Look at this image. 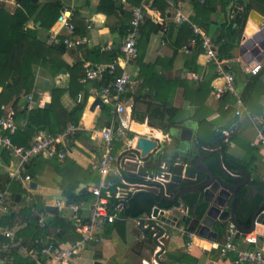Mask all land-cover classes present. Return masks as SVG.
<instances>
[{
    "label": "crops",
    "instance_id": "crops-1",
    "mask_svg": "<svg viewBox=\"0 0 264 264\" xmlns=\"http://www.w3.org/2000/svg\"><path fill=\"white\" fill-rule=\"evenodd\" d=\"M42 1L47 2L48 0ZM60 1L63 7H70L71 22L73 24L76 22L83 29V32L74 31L72 34L63 27L59 29L57 21L48 30L38 26V22H29L27 27L35 31V37H33L35 43L39 42L47 47H52L50 53L54 50V46L46 43V36L52 30L59 29V39L70 34L76 44L69 48L64 47L61 54L50 56V53H47L41 62H33L34 89L28 95L20 94L15 106L21 111L27 108L45 107L47 103L49 104L48 108H50L51 90H61L58 96L59 110L71 112L76 108L81 109L77 125L74 126V124L67 122L66 126V128L69 125L74 126L77 131L81 132L79 138L72 142L73 149L68 155L80 167H71L70 171L68 169L69 164H65L66 162L63 160L55 163L53 159L34 158L26 167L27 170L29 169V173H25L26 178L24 177L22 182L21 187H24L22 189L30 197L40 196L46 206L56 208L64 216H68L67 210L58 209L55 206L58 200L64 198L62 192L64 181L73 177V182L79 181L80 189L95 185L94 182L84 181L85 178L87 179L86 170L90 171L89 166L96 157V148L99 144L98 141L92 140V137L102 128L114 124L115 116L113 114L114 106L105 101V97L100 92L101 89L94 86L93 82L95 81L86 79L85 71L100 64L107 65L110 63L104 57L102 61H93L92 58H97V60L100 58L93 55L98 53L100 56L101 53L114 51L125 36L121 34V31L129 25L132 8L144 5L145 19L159 27V30L150 31L151 28L145 25V29L142 33L140 32L137 42L138 56L124 64V72L130 78L129 91L133 93L134 97L147 94L154 96V93H156L155 96L163 95L164 102L178 109L176 121L179 126L163 131L158 127L151 126L148 122L140 123L133 120L131 118L132 106L135 105L137 110H144L145 103L148 102L147 99H140L136 103L132 97H124L122 104L127 108L120 116L124 120L128 119L130 133L133 134L134 138L137 135H145L157 141L158 150H155L154 154L159 153L166 157L167 154H171L168 155L171 160L174 157L173 163L168 162L170 157H167L166 161L162 163L170 172L171 180L178 176L180 180L191 177L194 178L195 183L200 182L202 176L199 169L195 167V161L203 156L204 158L208 157V154H199L198 145L203 151H217L218 153L220 147L218 146V137H215L214 133L218 132L222 135L221 131L232 130L230 135L224 139L227 153L233 158L249 163L250 166L245 170L249 174V182L238 194L237 215L241 219V224L246 227L243 222L249 221L256 204L264 198V146L261 144L252 145L259 128L264 127V74L259 77L251 100L243 103V112L239 116H235L233 107H222L224 103H221V100L224 95L219 96L215 92V89L222 83V79L218 75L217 65L206 57L204 50L196 48L193 39H189L184 47H176L173 42L177 36V28L181 26V23L175 21L176 11L188 15V21L185 22L191 28L193 25L196 26L200 35L203 34L212 40L213 29L209 27L207 22L198 19L192 0H168V6L163 15H160L152 7L153 0H110V3H114L116 6L115 12L110 14L96 12V7L101 0ZM210 2H213L212 4L217 9L218 21L222 22L225 19L226 11L222 9L220 0H211ZM237 9L240 10L239 7ZM214 17L211 15V22L213 23ZM258 17L264 18L254 10L248 12L239 45L232 51V59L222 60V69L234 75L236 87L240 93L248 80L246 73L243 72L244 61L241 57L252 52V49L256 47V45L253 46L254 42L248 47L246 43L259 33L264 24V20ZM142 24L144 25V21ZM106 46H110L112 50L102 49ZM241 46L244 49L241 50ZM260 51L262 52V50ZM51 58L55 59L51 60ZM262 59L264 60V56ZM55 60H57L56 63L62 62L70 68L78 67V69L83 70L84 77L77 78V87L71 85L70 70L68 68L57 70L54 65ZM254 60L253 55L250 61ZM262 67H264V61ZM9 85L10 83L6 84L7 87ZM1 90L0 87V92ZM3 94L5 97L8 92ZM85 94L87 97L84 98ZM12 98L9 103L3 104L5 108L3 115L12 117L13 109L10 103L15 100V97ZM227 104L228 101L225 105ZM89 119L90 122L87 121ZM202 122L206 123L202 124ZM132 124L138 127H146L150 131L141 133L132 129ZM181 129L192 131L190 141H183L179 138L178 132ZM196 137L199 138L198 141L195 140ZM131 144L134 146L135 143L132 142ZM2 152L0 150V180H3L6 175L10 177L15 167V163L11 162V159L8 164H5L1 157ZM219 156L218 153L217 157L219 158ZM204 158L200 162H203ZM189 161H192V164H189ZM189 170L190 174H186V171L188 173ZM90 172L95 174V172ZM241 179H244V176ZM233 181L230 178L226 180L229 185H234L237 182L232 183ZM32 182L35 184L34 189L30 188ZM182 182H184L183 189L195 184L190 181H180V183ZM162 194L164 195V193ZM193 195L194 193L190 192L179 196L177 200L180 204L168 210L171 215L178 217V219L182 216L186 217V220L180 223L178 228L174 229L164 223L160 225L159 219L150 220L148 217L152 214L153 208H155L153 207L149 215L121 220L124 222V240L121 239L117 226L108 237L104 238L102 234L98 244L79 251L67 264H94L96 261L101 264H234L233 255L222 259L216 252V248L224 240L225 232L218 237V231H216V240H213L200 237L195 232L189 231L188 223L192 222L194 216L197 217L196 213H191L193 210L195 212L199 201L196 202L198 198L193 201ZM165 197L170 199L169 195ZM182 199L186 200V204L192 206V211V208L187 206V211L182 209L185 204ZM229 203L230 200L227 204L229 205ZM20 208H15L10 213H5L0 209V221L3 217L17 212ZM243 210L246 212L242 213ZM164 211L167 212V210ZM84 214H87V211H84ZM143 224L148 227L142 228ZM152 224H157L165 232L160 234V230L153 228ZM181 229L195 234L189 250H186L187 239L181 234ZM252 233L256 235L255 231ZM142 234L145 236L144 239L141 238ZM176 234L178 236L175 239ZM242 239L239 237L237 241L241 248H245L246 244L243 243ZM68 245L62 246L67 247ZM16 254L22 257L20 254ZM85 254H88L89 257L84 256Z\"/></svg>",
    "mask_w": 264,
    "mask_h": 264
},
{
    "label": "trees",
    "instance_id": "trees-1",
    "mask_svg": "<svg viewBox=\"0 0 264 264\" xmlns=\"http://www.w3.org/2000/svg\"><path fill=\"white\" fill-rule=\"evenodd\" d=\"M17 1L18 5L11 14L7 13L5 8L0 6V87L2 88L0 92V105L9 103V101L13 99L12 97H15V100L10 103L13 109L12 118L15 120L23 119L26 124L23 129L16 131L14 135H12L11 141L19 147L26 148L29 146L34 134L38 131H44L51 135H55L56 133H60L66 129L67 122L74 124V126L77 125L81 109L76 108L71 112L59 110L58 106L60 105L58 96L61 92L59 89L51 90L52 96L50 108H45L43 106L32 109L27 108L26 110L23 109L19 111L15 106L17 98L20 94L28 95L32 93L34 89L35 76L32 71L33 62H41L45 55L50 53V50L52 49V47H47L42 43H35L33 40V37H35V31L27 27V25L31 21H33V23L38 22V26L48 30L58 20L63 11V6L60 0H48L42 6H38L37 3H33L31 0ZM167 1L168 0H153L152 7H154L160 15H163L165 8L168 6ZM210 1L211 0H192L194 9L199 17L198 19L207 22L209 27L213 29L212 40L217 46L218 59H232V51L239 45L248 12L254 10L264 17V0H220L222 9L226 11L225 19L222 22L218 21L217 9L215 5L212 4L213 2L211 3ZM238 7L240 10L237 9ZM115 9V4L110 3V0H101L99 5L96 7V12L110 14L111 12H115ZM211 15L215 16L214 23L211 22ZM145 25H148V27L151 28L150 31L153 30V32H156L159 30V27L152 24L150 20L144 19V25L142 24L140 27L141 33L143 29H145ZM73 26L75 32H83V29H81L76 22ZM127 28L128 27H124V30L122 29L121 34L123 36L126 34ZM189 39H194L196 48L202 50L201 38L193 33L191 26L187 22H183L181 23L180 28H177V36L173 42L176 47H184L187 45V41ZM60 40V44L54 46V50H52L50 56H52V54L58 55L63 53L65 46L63 44V39ZM116 55L115 50L105 54L101 53L100 56H98L97 53L93 56L100 58H98V60L97 58H92V60L102 61L104 60L102 59L104 57L106 61L111 62ZM54 59L55 58H51V60ZM56 62L57 60L54 61V65L57 70L62 68H68L70 70L71 85L77 87L78 85L76 80L79 77H84L82 72L83 70L78 69V67L70 68L62 62ZM121 73L122 66L118 65L112 75L106 72L104 73L101 81H95L93 84L98 89H101L103 86H106L110 81H112L114 77L119 76ZM263 74L264 67H261L255 75L247 80L241 91V99L243 103H247L251 100L255 91L256 83L258 82L259 77ZM7 83H10L9 87L6 86ZM5 92H8V94L3 97V93ZM155 94L156 93H154V96L147 94L134 97L133 93H131L129 89L127 92L123 93V97H132L136 103L139 102L140 99L148 100V102L145 103L144 110H137L135 105L132 106L131 118L140 123L148 122L151 126L158 127L163 131L178 127L179 123L176 121L179 112L178 109L164 102L163 95L158 94L155 96ZM85 97H87V94L84 95V98ZM227 101L230 105L228 108L233 107V101L228 95H224L222 98L221 103H224L222 104V107L225 106ZM2 114L3 111L0 109V115ZM87 121L90 122V119ZM203 123L206 122H202V124ZM80 134L81 132L76 131L72 140L74 141L78 139ZM129 136L132 137L133 134L130 133ZM214 136L218 137V146L220 147L218 153L220 155V160L227 171L234 173L237 170H246V168L250 167L249 163L233 158L227 153V147L224 143V135L217 132L214 133ZM195 140L198 141L199 138L196 137ZM198 146L199 154L209 155L204 158L202 164L212 170L214 174H218L219 176L222 175V170L218 165L216 152L203 151L201 146ZM118 148L119 147L116 146V152ZM70 151L71 150H67L66 158L63 161L66 162L65 164H69L68 169L71 171V167L79 168L80 166H78L75 161L68 156ZM1 157L5 164L9 163L10 157L5 151L2 152ZM166 158V156L159 153L148 156L145 159L144 167L141 169V174L151 175L159 172L161 170V164L166 161ZM53 161H55V163L58 162L56 159H53ZM168 162L173 163L174 157ZM188 163L192 164V161H189ZM172 170L174 171V168H172ZM26 172L29 173V169H26ZM31 174L34 175L33 173ZM91 174L94 173H91L87 169V179L85 178L84 181L94 182V184H97L99 181V175L95 173L92 176ZM186 174H190V170L188 173L186 171ZM24 176H26V174ZM125 176L130 182L141 181L139 177ZM72 180H74L73 177L64 181V184L62 185L63 196L66 197L71 204L91 202L94 196L87 191V188L80 189L78 185L79 181L73 182ZM180 181L183 180H180L178 176H175L166 185V190L170 193V199L178 190L183 189L182 185L184 182L180 183ZM5 183H10L9 192L11 193V202L15 205H20L21 208L17 212H13L12 214L3 217L0 223L1 226L9 225L15 216L20 215L26 223L25 226L17 232V237L21 240L22 244L26 245L29 241L34 239H39L40 243H45L52 239L56 245H65L74 244L79 239V235L75 232L74 222L69 218V216H64V214L56 208L46 206L40 196H33L31 201L26 204L23 203V199L16 201V196L21 195L26 191L22 189L20 182L11 179L8 175H6L3 180H0V191L4 189ZM232 183H234V181ZM112 190L114 191V189ZM192 198L193 201L198 198L196 202L198 200V202H200L198 193H195ZM170 199L167 197L162 198L161 193L154 194L147 191L137 192L130 195L124 202L120 216L122 218L136 219L144 215H149L153 207H158L162 210H169L170 208L180 204L178 200H176L175 203H170ZM182 202H184V205L190 209L192 208V206L186 204L185 199H182ZM198 202L195 212L192 208L191 211H193L192 213L190 211V213H196L197 217H200L205 210V204H198ZM115 203L116 200L112 196L109 199V204L114 206ZM40 214L45 216V227L43 228H40L37 224ZM49 217L50 219H48ZM243 224L246 227H249V221L246 223L243 222ZM123 225L124 222L119 220L112 225L107 226L103 233L104 238L108 237L110 232L118 226L119 235L121 239L124 240ZM225 226L226 224L217 226L218 237L222 236L225 232ZM13 255L15 256L16 264H31L27 261V259L17 255L16 252H14Z\"/></svg>",
    "mask_w": 264,
    "mask_h": 264
},
{
    "label": "built area",
    "instance_id": "built-area-1",
    "mask_svg": "<svg viewBox=\"0 0 264 264\" xmlns=\"http://www.w3.org/2000/svg\"><path fill=\"white\" fill-rule=\"evenodd\" d=\"M143 9L144 5L132 8L127 32L115 49L116 57L107 65L100 64L85 71L87 80L97 82L102 80L104 73L108 72L112 75L118 65L122 66V73L114 77L112 81L100 90L105 97V101L114 106L113 114L118 127L113 131V124H111L102 128L92 137V140H96L99 143L96 148V157L89 166L90 171L99 175L98 183L87 188V191L94 198L89 203L71 204L64 197L55 204L58 209H65L69 212L68 216L74 222L75 232L79 235V239L67 247L56 245L52 239L45 243H40L39 239H34L28 242L29 245L22 244L17 237V232L26 223L20 216H15L11 224L0 226V264H16L14 252L20 254L31 264H67L79 251L84 250L88 246L98 244L107 226L123 220L120 212L123 209L124 202L130 195L140 191L151 192L150 190L154 188L157 189V194H162L166 185L171 181L172 176L164 164H161V170L157 173L151 175L141 174L145 159L150 155H154L155 150H158V144L147 157H142L140 155L141 151L135 148V144L134 146L131 144L132 142L135 143L136 137L129 136L128 119L124 120L120 116L127 108L122 104L124 98L122 94L127 92L130 87V78L124 72V64L129 63V61L138 56L137 42L140 35V27L146 18ZM174 18L178 23L188 21V15L181 11H176ZM71 19L70 7H63V11L57 20L59 29L63 27L73 34L75 30ZM263 25L262 27H264ZM59 29L52 30L47 34L46 43L48 45L57 46L60 44ZM192 31L201 38V49L204 50L206 57L217 65L218 75L222 79V83L215 89L216 94L219 96H230L233 101L234 114L239 116L244 110V105L241 93L237 90L234 75L222 69L223 61L218 59L217 46L213 40L203 34L200 35L199 29L194 25L192 26ZM63 44L66 48H69L74 46L76 42L72 40L69 34V36L67 35L63 38ZM102 49L112 50L110 46ZM262 64L263 62L255 60L244 63L243 72L255 75L262 67ZM228 107H230L229 103L225 105V108ZM0 109L5 111L3 105H0ZM25 124L24 120H15L10 115H0V150L5 151L11 162L15 163L10 178L20 182L21 185L25 177L23 175L26 173V167L34 158L64 160L67 150L73 149L72 137L77 131L76 127L70 125L63 132L55 135L38 131L32 137L29 146L24 148L14 144L11 141V137L16 131L23 129ZM216 131L218 130L216 129ZM231 132L232 130L221 131L225 137H228ZM259 144L264 146L263 126L259 128L256 138L252 142V145ZM116 146L119 147L117 152ZM131 167L133 169H130ZM125 175L139 177L141 181L130 182ZM9 187L10 183H5L4 189L0 191V209L5 213H10L15 208L20 207V205H15L11 202ZM112 196L116 200L114 206L109 204V199ZM21 199L26 204L31 201L32 197L25 192L20 195L19 201ZM9 204L12 209L9 208ZM84 211H87V214H84ZM148 218L150 220L157 219L152 214ZM37 224L40 228L45 227V216L40 214ZM160 225L162 224L160 223ZM147 227V225H142V228ZM181 234L186 236L185 246L186 250H189L195 234L189 233L184 229H181ZM237 234L238 231L235 225L228 221L225 226L224 240L216 248L218 256L225 259L233 255L234 264H264V251L256 247V235L254 233L246 234L242 239L246 247L241 248L240 243L237 241L238 238H236ZM141 238L144 239L145 236L142 234Z\"/></svg>",
    "mask_w": 264,
    "mask_h": 264
},
{
    "label": "water",
    "instance_id": "water-1",
    "mask_svg": "<svg viewBox=\"0 0 264 264\" xmlns=\"http://www.w3.org/2000/svg\"><path fill=\"white\" fill-rule=\"evenodd\" d=\"M33 3H36L37 0H31ZM261 20H264L262 17H258ZM254 42V45L253 43ZM253 45L256 47L253 48L250 53L244 54L241 58L244 63H248L251 60V57L255 58V61H261L264 56V27L261 28L259 33L252 37L251 41L246 43V46ZM245 46V47H246ZM244 47L241 46V50ZM262 50V52L260 51ZM262 55V56H259ZM253 75L252 73H247L246 77L249 79ZM49 104H45V108H48ZM118 127V123L113 124V131ZM178 136L183 141H190L192 136V131L188 129H181L178 132ZM157 146V141L151 137L145 135H137L135 141V148L140 150V155L142 157H147L151 150H154ZM217 153V151H216ZM218 154V153H217ZM209 156V155H208ZM204 158L200 157L195 161V167L199 169L202 176L201 181L193 184V186L180 189L175 194L172 195V199L169 200L170 203L175 202L179 196H182L186 193L193 192L199 194L201 199L199 203L205 204V210L203 211L200 217L194 216V219L190 223L189 231L195 232L200 237H205L208 239L216 240V226L224 225L228 221H231L238 234L236 238H243L246 234H250L255 231L256 233V247L264 251V198L256 204L249 217V227H244L240 223V219L237 215L238 212V194L239 191L245 187L249 182V174L245 170H237L235 173L227 171L221 160L220 156L218 158V165L222 170V175L214 174V172L207 167H205L200 160ZM130 169H133L132 167ZM131 175V174H129ZM200 176V177H201ZM244 176V179H241ZM230 178L231 180L237 181L234 185H229L226 180ZM241 179V180H239ZM183 181L195 182L194 178H182ZM30 188L34 189L35 184L30 183ZM152 193L157 194L158 191L156 188L150 190ZM170 193L168 190H164V195L161 194L162 198L168 196ZM20 196H16V201H19ZM230 200L229 205L227 204ZM184 211H187L186 205H183L182 208ZM246 212L245 210L242 213ZM152 215L160 220V223L169 225L170 227L178 228L180 223L186 220L185 216H182L180 219L178 217L171 215L170 211L167 212L160 210L159 208H153ZM50 219V218H48ZM153 228L159 229L160 234H163L165 231L158 226L157 224H152ZM94 264H101L96 261Z\"/></svg>",
    "mask_w": 264,
    "mask_h": 264
},
{
    "label": "rangeland",
    "instance_id": "rangeland-1",
    "mask_svg": "<svg viewBox=\"0 0 264 264\" xmlns=\"http://www.w3.org/2000/svg\"><path fill=\"white\" fill-rule=\"evenodd\" d=\"M17 3H18L17 0H0V6L4 7L5 10L7 11V13H9V14H11L16 9V7L18 5ZM36 3L38 4V6H41L45 2H43L42 0H37ZM31 22L33 23V21H31ZM168 155H171V154H167V157H170ZM170 159H171V157H170ZM8 206L10 209H12L10 204ZM177 236H178V234L175 235V239L177 238ZM84 256L89 257L88 254H85ZM90 259H92V258H90Z\"/></svg>",
    "mask_w": 264,
    "mask_h": 264
},
{
    "label": "bare ground",
    "instance_id": "bare-ground-1",
    "mask_svg": "<svg viewBox=\"0 0 264 264\" xmlns=\"http://www.w3.org/2000/svg\"><path fill=\"white\" fill-rule=\"evenodd\" d=\"M256 19V18H255ZM258 21V20H257ZM224 38V37H223ZM242 41V40H241ZM131 128L132 129H134V130H136V131H139V132H141V133H144L145 131H150V130H148L146 127H138V126H136V125H134V124H132V126H131ZM160 135V134H159Z\"/></svg>",
    "mask_w": 264,
    "mask_h": 264
},
{
    "label": "flooded vegetation",
    "instance_id": "flooded-vegetation-1",
    "mask_svg": "<svg viewBox=\"0 0 264 264\" xmlns=\"http://www.w3.org/2000/svg\"><path fill=\"white\" fill-rule=\"evenodd\" d=\"M188 225H189L188 227H191L190 223H188Z\"/></svg>",
    "mask_w": 264,
    "mask_h": 264
}]
</instances>
